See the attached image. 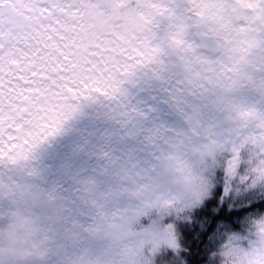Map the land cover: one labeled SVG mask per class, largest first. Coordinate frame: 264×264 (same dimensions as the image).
Masks as SVG:
<instances>
[{
  "label": "snow or ice",
  "instance_id": "6c2138e0",
  "mask_svg": "<svg viewBox=\"0 0 264 264\" xmlns=\"http://www.w3.org/2000/svg\"><path fill=\"white\" fill-rule=\"evenodd\" d=\"M145 70L173 123L128 103ZM211 152L247 189L232 215L264 216V0H0V264H99L193 206L176 186Z\"/></svg>",
  "mask_w": 264,
  "mask_h": 264
},
{
  "label": "trees",
  "instance_id": "16d2710c",
  "mask_svg": "<svg viewBox=\"0 0 264 264\" xmlns=\"http://www.w3.org/2000/svg\"><path fill=\"white\" fill-rule=\"evenodd\" d=\"M203 161L195 168L197 172L201 167L204 169L201 173L203 183L209 186L205 196L203 191L206 187L201 189L198 202L203 203L190 210L184 208L183 211L175 212L163 220L176 228L179 243L176 252L168 255L166 264H220L218 252L225 242L232 236H249L251 234L248 230L249 224L252 225L253 219L260 218L239 220L233 216L232 214L242 206L238 201L247 195V189L243 185H238L240 181L235 177L230 183L226 181L223 171L216 170L209 158H204ZM217 161L219 162L218 155ZM155 215L156 212L153 210L152 217ZM179 217L185 219L173 220ZM149 222L148 218H142L140 225H136L137 230L141 226H147ZM244 243L246 242L241 244ZM156 264H164V260L158 259Z\"/></svg>",
  "mask_w": 264,
  "mask_h": 264
},
{
  "label": "clouds",
  "instance_id": "9594fccd",
  "mask_svg": "<svg viewBox=\"0 0 264 264\" xmlns=\"http://www.w3.org/2000/svg\"><path fill=\"white\" fill-rule=\"evenodd\" d=\"M202 183V176L195 169H191L176 187L184 199L197 202L201 196ZM152 212L151 209L142 212L134 219L132 229L124 234L126 243H115L108 251L97 250L91 258L99 264H153L150 254L162 246L178 244V236L172 224L163 223L167 216L176 212L174 207L156 209L155 217H152ZM142 218H148L150 222L137 230L136 225H140ZM10 223L6 222L0 227L5 243ZM252 225L259 238L258 249L246 251L235 247L231 240L226 241L218 252L220 264H264V216L254 220Z\"/></svg>",
  "mask_w": 264,
  "mask_h": 264
},
{
  "label": "flooded vegetation",
  "instance_id": "af4514ba",
  "mask_svg": "<svg viewBox=\"0 0 264 264\" xmlns=\"http://www.w3.org/2000/svg\"><path fill=\"white\" fill-rule=\"evenodd\" d=\"M128 103L165 123L174 122V96L177 89L173 79L158 80L145 70L125 86Z\"/></svg>",
  "mask_w": 264,
  "mask_h": 264
},
{
  "label": "rangeland",
  "instance_id": "374dc122",
  "mask_svg": "<svg viewBox=\"0 0 264 264\" xmlns=\"http://www.w3.org/2000/svg\"><path fill=\"white\" fill-rule=\"evenodd\" d=\"M217 155L218 153H215V152H211V153H207L204 157H201L197 163L193 166L192 169H195L197 166H199V164L204 160V158H209L211 160V164H214L215 166V169L216 167L218 166L219 162L217 161ZM204 169L201 167L200 168V171L198 172L200 175L202 173ZM214 174V172H211ZM222 183V181L220 182ZM238 185H241L240 183ZM237 185V186H238ZM203 187H206L203 191V195L205 196V193L207 194L208 193V185L202 183L201 185V189ZM199 203H203V201H197L193 204V206H191L189 209H193L196 205H199ZM185 210H187V208H185ZM172 215V214H171ZM174 216V215H173ZM175 217H177V215H175ZM176 219H185L184 217H179V218H174L173 220H176ZM253 220H256V219H253ZM7 221H5L3 223V225L6 223ZM165 225L167 224H170V223H167V222H163ZM3 225H0L1 227ZM249 228L248 230L251 231V234L249 236H246V237H236V236H232L231 237V242L232 244L239 248V249H243V250H246V251H252V250H255V249H258L259 247V238H258V235H257V232H256V229L254 227H252V225L249 224ZM176 228H174L175 230ZM176 232V231H175ZM256 236V237H255ZM242 242H246L244 244H241ZM177 248H179V243L177 244ZM97 250H103L101 248H98ZM173 252H176V249H172L168 246H162L161 248H159L157 251L153 252L150 254V258L153 262V264H156L157 263V260L158 259H163L164 260V264L167 263V257L169 254H172ZM177 254V253H175ZM178 256V254L176 255Z\"/></svg>",
  "mask_w": 264,
  "mask_h": 264
}]
</instances>
